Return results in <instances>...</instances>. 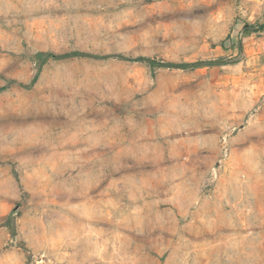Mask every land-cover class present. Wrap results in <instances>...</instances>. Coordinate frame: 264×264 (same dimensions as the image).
<instances>
[{
	"label": "rangeland",
	"instance_id": "obj_1",
	"mask_svg": "<svg viewBox=\"0 0 264 264\" xmlns=\"http://www.w3.org/2000/svg\"><path fill=\"white\" fill-rule=\"evenodd\" d=\"M234 16L231 0H0V264H264L252 99L136 61H207ZM40 52L92 58L38 69Z\"/></svg>",
	"mask_w": 264,
	"mask_h": 264
},
{
	"label": "crops",
	"instance_id": "obj_2",
	"mask_svg": "<svg viewBox=\"0 0 264 264\" xmlns=\"http://www.w3.org/2000/svg\"><path fill=\"white\" fill-rule=\"evenodd\" d=\"M235 16L226 39L197 67L222 86L245 92L264 122V0H231ZM255 115V112H254Z\"/></svg>",
	"mask_w": 264,
	"mask_h": 264
},
{
	"label": "trees",
	"instance_id": "obj_3",
	"mask_svg": "<svg viewBox=\"0 0 264 264\" xmlns=\"http://www.w3.org/2000/svg\"><path fill=\"white\" fill-rule=\"evenodd\" d=\"M72 57H78V58H92V56L87 55V54H83V53H79V52H74V53H70V54H65V55H61V56H57L51 53H37L34 56V60L35 63H38V69H41L48 61L53 60V61H58L61 59H66V58H72ZM136 61L139 62H144L146 63L150 68H179V69H186L188 67H193V68H197L200 65H203L202 63H196V64H184L181 66H174L171 64H160L154 60L151 59H145V58H139ZM40 71V70H39Z\"/></svg>",
	"mask_w": 264,
	"mask_h": 264
}]
</instances>
